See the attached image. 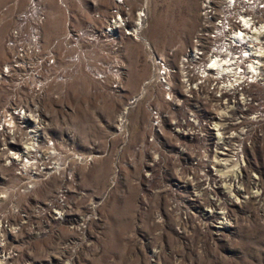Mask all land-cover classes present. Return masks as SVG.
I'll return each instance as SVG.
<instances>
[{
    "label": "built area",
    "instance_id": "1",
    "mask_svg": "<svg viewBox=\"0 0 264 264\" xmlns=\"http://www.w3.org/2000/svg\"><path fill=\"white\" fill-rule=\"evenodd\" d=\"M87 1L90 18L79 25L82 12L72 15L65 0H57L66 15L64 31L48 45L42 39L43 0H27L12 16L6 58L0 60V168H8L0 170V178H14L0 194V200H10L6 215L19 219L23 208L18 197L55 175L62 186L44 203L42 215L47 210L50 217L63 220L67 195L71 190L79 195L74 167L68 163L91 161L78 153L62 159L40 106L47 90L84 74L110 96L122 98L123 45L139 41L144 15L140 12L132 21L129 0H109L105 9H96L99 0ZM147 49L150 75L141 88H152L161 104L147 107L142 146L182 148L177 165L186 176L181 183L191 190L188 201L197 208L206 206L202 210L223 227L229 225L228 206L241 207L248 200L264 215V159L257 156L264 150V0H200L198 26L178 58ZM136 101L132 98L129 104ZM128 109L123 107L113 124L122 136ZM217 207L223 211L214 212ZM3 221L0 241L15 237L22 225ZM87 221L76 215L73 226L85 230ZM13 251L0 247L6 259Z\"/></svg>",
    "mask_w": 264,
    "mask_h": 264
},
{
    "label": "rangeland",
    "instance_id": "2",
    "mask_svg": "<svg viewBox=\"0 0 264 264\" xmlns=\"http://www.w3.org/2000/svg\"><path fill=\"white\" fill-rule=\"evenodd\" d=\"M43 1L42 39L48 45L64 31L66 15L57 0ZM26 2L0 0V60L6 58L4 42L14 11ZM65 2L72 15L82 12L79 25L90 18L87 0ZM108 6L109 0H99L96 9ZM128 6L129 18L133 21L142 12L144 23L139 41L123 45L122 98L80 74L49 88L40 100L62 159L67 161L69 153L91 158L88 165L68 163L74 167L79 195L72 190L67 195L63 220L50 217L47 210L42 215L44 203L62 186L58 176L38 181L32 192L18 197L23 208L19 219L6 215L10 200L1 199L0 223L7 219L9 225H22L15 237L0 241L3 250H14L8 259L0 254V264H264V215L254 200L228 206L229 225L223 227L203 211L206 206L197 208L188 201L191 190L181 183L186 176L177 165L183 149L142 146L147 107L161 104L152 88H141L150 75L147 47L170 60L178 58L198 26L199 0H129ZM132 98L137 100L133 106ZM123 107H129L125 136L113 127ZM257 156L264 159V150ZM13 181L0 178V194ZM76 215L88 219L85 230L73 226Z\"/></svg>",
    "mask_w": 264,
    "mask_h": 264
},
{
    "label": "crops",
    "instance_id": "3",
    "mask_svg": "<svg viewBox=\"0 0 264 264\" xmlns=\"http://www.w3.org/2000/svg\"><path fill=\"white\" fill-rule=\"evenodd\" d=\"M199 4H200V0H199Z\"/></svg>",
    "mask_w": 264,
    "mask_h": 264
}]
</instances>
